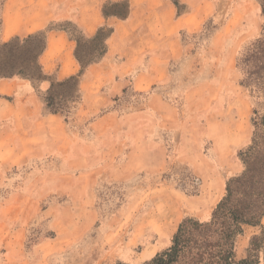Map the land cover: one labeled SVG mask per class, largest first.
<instances>
[{"label":"rangeland","instance_id":"obj_1","mask_svg":"<svg viewBox=\"0 0 264 264\" xmlns=\"http://www.w3.org/2000/svg\"><path fill=\"white\" fill-rule=\"evenodd\" d=\"M176 12L185 20L172 33H150L166 22L157 18L123 34L112 78L82 81L72 102L73 85L57 87V114L39 81L31 93L17 85L0 96V264H141L170 245L183 219L205 221L190 211H212L242 173L264 85L251 93L238 59L262 34L260 7L190 0ZM59 26L78 35L49 25ZM37 34L32 54L1 49ZM43 36L0 40V69L33 58ZM258 231L244 227L235 261Z\"/></svg>","mask_w":264,"mask_h":264},{"label":"trees","instance_id":"obj_2","mask_svg":"<svg viewBox=\"0 0 264 264\" xmlns=\"http://www.w3.org/2000/svg\"><path fill=\"white\" fill-rule=\"evenodd\" d=\"M254 1L258 3L264 18V0ZM172 2L179 9V0H172ZM108 8L116 9L117 7L110 5ZM118 9L124 10V6ZM64 24L73 26L75 33L78 34L74 36L66 27H58L76 44L74 58L79 71L63 81L55 83L50 81V87L43 101L50 107L52 114L59 113L55 102L56 96L59 95H55L56 88L72 84L73 89L65 96L69 102L76 99L80 77L88 66L98 63L106 55L107 40L113 32L112 28L103 26L97 29L93 36L85 37L72 23ZM53 29L56 28L50 27V30ZM42 33L43 41L37 54L21 63H14V59L8 60L7 64L5 63L0 69V78L19 75L22 79L30 81L32 85L47 79L38 64V57L45 48V33ZM39 37L40 34L29 36L23 41L14 38L4 43L1 49L21 48L26 53L32 54V44ZM238 67L244 75L242 84L249 88L251 93L254 92V88L256 90L262 88L264 85V22L261 36L240 55ZM251 124L253 132L250 144L240 153L244 169L240 175L227 181L226 193L214 206L208 220L199 221L193 217L183 219L172 236L170 245L141 264H264V224L262 223L264 218V112L260 114L254 110ZM245 226L256 227L259 231L251 237L246 257L235 261V239L243 233Z\"/></svg>","mask_w":264,"mask_h":264},{"label":"crops","instance_id":"obj_3","mask_svg":"<svg viewBox=\"0 0 264 264\" xmlns=\"http://www.w3.org/2000/svg\"><path fill=\"white\" fill-rule=\"evenodd\" d=\"M189 2L190 0H179L180 4ZM109 5L117 8L124 6V12L121 15L108 12ZM1 16V41L13 36L45 33V48L38 58L42 74L47 77L46 80L40 81L42 91L50 87L49 76L53 75L57 81H63L79 71L74 58L76 44L60 28L50 30V24L72 23L85 37L93 36L100 27L112 28L113 32L107 40L106 55L98 63L88 66L79 79V84L82 81L89 84L91 81L92 85H95L112 78L111 73L106 72L112 64L111 55L120 52L117 47L120 48L119 42L123 34L134 33L146 26L151 27L149 22L157 18L166 22L160 24V28L150 29L149 32L169 34L175 28L179 29L185 20V15L177 14L172 0H5ZM111 40H114V47L110 44ZM120 80V77H114V83H119ZM17 85L23 86L30 93L34 91L32 83L26 79H1L0 96L12 93ZM190 212H194L196 217L203 215L205 221L211 213L208 207Z\"/></svg>","mask_w":264,"mask_h":264}]
</instances>
